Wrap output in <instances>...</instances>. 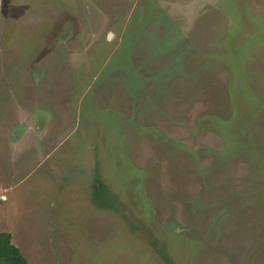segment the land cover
Masks as SVG:
<instances>
[{
	"label": "rangeland",
	"instance_id": "374dc122",
	"mask_svg": "<svg viewBox=\"0 0 264 264\" xmlns=\"http://www.w3.org/2000/svg\"><path fill=\"white\" fill-rule=\"evenodd\" d=\"M2 196L29 264H264V0H0Z\"/></svg>",
	"mask_w": 264,
	"mask_h": 264
},
{
	"label": "trees",
	"instance_id": "16d2710c",
	"mask_svg": "<svg viewBox=\"0 0 264 264\" xmlns=\"http://www.w3.org/2000/svg\"><path fill=\"white\" fill-rule=\"evenodd\" d=\"M96 183H98V185H95L93 201L99 207H105L110 203L105 185L98 179H96ZM158 253L161 254V258L165 262L171 264V260L166 253L162 250H158ZM0 262L4 264H29L21 250L13 244L11 234L3 231L0 232Z\"/></svg>",
	"mask_w": 264,
	"mask_h": 264
},
{
	"label": "water",
	"instance_id": "95a60500",
	"mask_svg": "<svg viewBox=\"0 0 264 264\" xmlns=\"http://www.w3.org/2000/svg\"><path fill=\"white\" fill-rule=\"evenodd\" d=\"M110 36H111V34H109V35H108V38H109V39H110ZM0 198H3V196H2V197H0Z\"/></svg>",
	"mask_w": 264,
	"mask_h": 264
}]
</instances>
